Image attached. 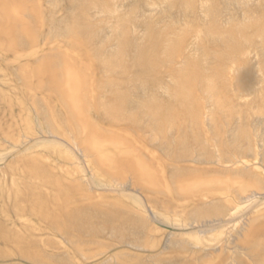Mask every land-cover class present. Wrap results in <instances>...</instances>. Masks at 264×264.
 Masks as SVG:
<instances>
[{
	"label": "rangeland",
	"instance_id": "obj_1",
	"mask_svg": "<svg viewBox=\"0 0 264 264\" xmlns=\"http://www.w3.org/2000/svg\"><path fill=\"white\" fill-rule=\"evenodd\" d=\"M0 264H264V0H0Z\"/></svg>",
	"mask_w": 264,
	"mask_h": 264
},
{
	"label": "bare ground",
	"instance_id": "obj_2",
	"mask_svg": "<svg viewBox=\"0 0 264 264\" xmlns=\"http://www.w3.org/2000/svg\"><path fill=\"white\" fill-rule=\"evenodd\" d=\"M76 15H77V14H76ZM76 15H75V16H76ZM79 15H80V14H79ZM82 16H83V15H82ZM75 18H76V17H75ZM78 18H80V17H78ZM76 19H77V18H76ZM80 19H81V18H80ZM80 19H79V20H80ZM77 23H78V22H77ZM71 24H72V23H71ZM80 25H81V24H80ZM80 25H78V26H80ZM75 26H77V25L75 24ZM70 27H71V25H70ZM70 27H69V28H70ZM83 27H84V26H83ZM88 27H89V25H88ZM88 27H86V30H87ZM71 28H74V27H71ZM77 28H78V27H77ZM79 28H80V30H81V26H80ZM86 30H84V31H86ZM82 31H83V30H82ZM148 35H149V34H148ZM129 41H130V40H129ZM130 42H132V41H130ZM130 42H125V40L122 41V42H120V43H119V47L117 48L118 51L122 53L123 47H124V46H127L126 44L130 45ZM132 43H133V42H132ZM145 44H146V43H145ZM135 45H136V44H135ZM141 45H143V44L141 43ZM133 46H134V45H133ZM147 47H148V46H147ZM140 48H141V47H140ZM140 48H139V47L137 48V46H136V49H137L138 51H140V50H139ZM138 51H137V52H138ZM137 54H138V53H137ZM144 55H145V54H144ZM140 56H141V55H140ZM141 61H142V60H141Z\"/></svg>",
	"mask_w": 264,
	"mask_h": 264
}]
</instances>
